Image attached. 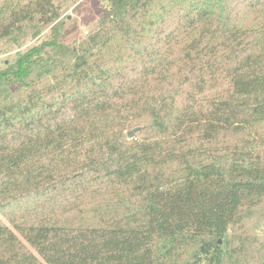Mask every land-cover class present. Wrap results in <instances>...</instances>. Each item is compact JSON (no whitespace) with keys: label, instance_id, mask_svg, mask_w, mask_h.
<instances>
[{"label":"trees","instance_id":"obj_1","mask_svg":"<svg viewBox=\"0 0 264 264\" xmlns=\"http://www.w3.org/2000/svg\"><path fill=\"white\" fill-rule=\"evenodd\" d=\"M93 2L67 43L55 0H0V40L51 25L0 67V264H264V0ZM239 172L221 225L155 226Z\"/></svg>","mask_w":264,"mask_h":264},{"label":"rangeland","instance_id":"obj_2","mask_svg":"<svg viewBox=\"0 0 264 264\" xmlns=\"http://www.w3.org/2000/svg\"><path fill=\"white\" fill-rule=\"evenodd\" d=\"M55 3L60 8V19L63 21L62 41L67 43L81 41L96 27L98 10L94 7L93 0H55ZM34 31L32 29L30 33ZM50 35L51 25H48L42 27L35 35L29 34L0 40V67L14 60L19 53L30 46L48 39ZM243 174L239 172L232 178L221 177L206 180L200 183L191 195H160L157 200V210L154 213L155 226L159 229L195 230L221 225L226 220L227 197L230 188L234 184L252 185L254 182L251 177ZM263 238L264 231L261 225L258 229V242ZM220 241L224 243L223 238H220ZM229 243L231 247L238 246L237 241ZM258 246L259 243L249 248L248 252L245 250V257L249 259L250 264L260 262Z\"/></svg>","mask_w":264,"mask_h":264},{"label":"water","instance_id":"obj_3","mask_svg":"<svg viewBox=\"0 0 264 264\" xmlns=\"http://www.w3.org/2000/svg\"><path fill=\"white\" fill-rule=\"evenodd\" d=\"M138 130H139L138 127H136V128L133 129V130H130V131L128 132V136H129V138H133L134 135L136 134V132H137Z\"/></svg>","mask_w":264,"mask_h":264}]
</instances>
